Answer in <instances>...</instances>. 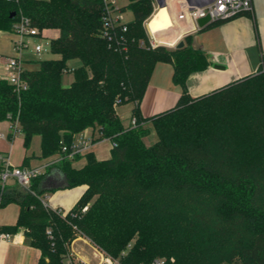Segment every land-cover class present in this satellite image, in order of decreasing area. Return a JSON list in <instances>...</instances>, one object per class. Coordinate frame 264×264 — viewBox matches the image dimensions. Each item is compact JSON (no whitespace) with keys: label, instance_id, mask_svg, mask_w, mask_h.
I'll return each mask as SVG.
<instances>
[{"label":"trees","instance_id":"trees-1","mask_svg":"<svg viewBox=\"0 0 264 264\" xmlns=\"http://www.w3.org/2000/svg\"><path fill=\"white\" fill-rule=\"evenodd\" d=\"M127 8L134 18L121 33L118 25L106 29L102 0H0V30H13L21 15L40 32L58 29L50 50L60 55L26 61L32 66L24 67L21 92L0 77V122L16 125L25 147L39 135L41 158L61 153V187L86 185L64 215L42 203L53 189L45 174L31 181L35 193L0 186L1 207L19 206L16 223L3 229H23L41 251L38 264H65L78 235L122 264L157 257L163 264H264V64L192 97L187 78L209 67V55L193 46L191 34L179 48L148 46L155 0H129L120 7ZM73 60L80 64L66 86L62 75ZM160 61L172 64L183 92L174 106L144 117L139 105ZM128 102L134 127L117 112ZM89 128L116 144L109 158L88 151L86 163L74 167L62 146L69 151ZM152 129L157 138L148 146L143 138Z\"/></svg>","mask_w":264,"mask_h":264},{"label":"crops","instance_id":"crops-1","mask_svg":"<svg viewBox=\"0 0 264 264\" xmlns=\"http://www.w3.org/2000/svg\"><path fill=\"white\" fill-rule=\"evenodd\" d=\"M251 1L252 9L250 11L239 13L232 18L221 20L209 26L206 25L203 28H198L187 33L192 35L193 46L204 50L211 59L209 67L201 71L193 72L187 78V92L190 96L196 97L211 92L239 78L256 73L260 66L264 64V0ZM184 4H186L185 0H166L165 6L169 9V12L171 11L170 17L173 24L176 26H184L186 27L184 30H186L190 28L191 21L188 11L183 6ZM155 8H159L156 2ZM45 31L49 34L51 32H56L53 38H56L59 35L58 29L48 28L41 32V36ZM182 37L179 41L183 40ZM12 40L11 34L0 32L1 78H6L4 75L6 72V58L14 52L12 51ZM176 40L172 41V43ZM28 60H24L25 66H32L31 63L29 64L26 62ZM73 61L75 64L72 65V68L77 67L80 64L77 60ZM171 71L173 74V68L171 69L170 66H164V64L160 62L155 66L150 79L151 81L153 78V82L151 86H148L149 90L147 88L148 92L146 91L147 94L145 93L146 96L143 97L139 105V111L142 116H151L157 112L166 110L177 103L183 89L181 85L173 82ZM73 80L74 74L68 84H63L68 86ZM132 107L133 104L130 108L129 119L127 122H124L123 117L118 113L125 125L130 124ZM4 123L11 126L9 121H1L0 125ZM2 132L5 133L4 131ZM150 132H153L155 142L156 133L154 131ZM5 134V138L0 136V138L5 141V143H0V151L7 152V142L10 137L11 139H14L15 136L11 133ZM80 135H86L93 139V144L88 151L94 152V147L96 145L107 141L109 143L110 152L107 155L101 156H96L95 152L94 154L98 159H106L110 157L112 141L107 138H101V133L98 128L86 129L79 133L77 137ZM85 154L86 153L77 154L75 158L72 159L74 167H76L74 162L81 158H83V162L79 167H82L86 163ZM40 155H36L33 152L31 156H28L25 152L22 163L16 165H40L48 162L57 154L48 158H41ZM25 157L27 158L26 161ZM33 158L38 160H33ZM62 184L63 174L59 170L57 162L51 165L45 173L44 185L47 188L53 189L44 194H48V202L52 207L55 205V207H60L64 211H68L80 198L83 191L86 189V185L80 187V190H74L76 188L61 187ZM13 204L16 205V211L18 214L19 206L16 203ZM17 216L18 215H16V217ZM0 224L4 225L3 223ZM14 235V240L0 243V264H38L41 255L40 249L31 245L27 241L23 229L18 233H14ZM78 259L80 258L78 257ZM82 261H85V259L83 260L82 258Z\"/></svg>","mask_w":264,"mask_h":264},{"label":"built area","instance_id":"built-area-1","mask_svg":"<svg viewBox=\"0 0 264 264\" xmlns=\"http://www.w3.org/2000/svg\"><path fill=\"white\" fill-rule=\"evenodd\" d=\"M205 3L202 5H196L193 3H189L185 0L186 4L183 6L188 11L191 25L190 28L181 32L180 37L173 43H167L155 36V34L148 28V21L146 22V28L149 35V43L148 46L156 47L158 45H167V46H176L179 42V39L186 35L188 32L192 30H196L199 28L197 24V20L199 18L205 17L207 15L210 16L211 22L226 20L236 16L239 13L250 11L252 9V1L251 0H203ZM103 3V20L105 23L106 29L113 28L115 26L120 27V32L127 31V25L124 20V13L120 9V5L117 0H102ZM17 33L20 38L14 40L13 42V50L14 53L12 55L7 56L6 58V79L14 85L15 89L18 92L27 88V82L23 78L22 73L24 71L25 63L22 59V52L24 47L28 46L29 41L27 38L41 36V32L39 29L33 25H31L30 20L21 15L19 19L14 23L13 30ZM122 40V39H121ZM27 42V43H26ZM50 47V40L47 42ZM144 44V42H142ZM46 49L45 45L42 43H37L34 46V53L37 55H41L42 52ZM73 70L72 67H68L64 70ZM136 116L133 115L130 119V126H136ZM14 135L19 132L17 126H13ZM20 133V132H19ZM0 136L5 138V133H0ZM93 144V139L87 137L86 135L76 136L74 142L70 146V150L68 151V147L66 145L62 146V152H67V156L69 159L75 158L77 154L86 153ZM115 142H111V146H115ZM62 158L61 153L52 157L48 162H45L36 166H26V165H15L12 162L11 154L7 151H0V186L2 189L8 187L11 184H17L32 193L30 189L31 181L33 178L45 174L47 169L57 163ZM12 180V181H10ZM42 203L45 207L56 210L59 214L64 215L66 211H64L60 207H52L48 202V194H43L41 196ZM88 206L83 207V211L87 209ZM1 208V205H0ZM50 232L49 230H47ZM83 235H78V238L83 239L87 244H89L93 251L94 257L98 259V261L94 264H122L119 259L110 256L105 253L98 245H96L93 241H91L87 237H82ZM15 239L14 233H11L7 230L3 229V226L0 224V243L9 242ZM124 253V252H123ZM165 262L164 258L157 257L154 258L148 264H163ZM69 264H73L72 261Z\"/></svg>","mask_w":264,"mask_h":264},{"label":"rangeland","instance_id":"rangeland-1","mask_svg":"<svg viewBox=\"0 0 264 264\" xmlns=\"http://www.w3.org/2000/svg\"><path fill=\"white\" fill-rule=\"evenodd\" d=\"M117 2L120 6H126L129 2V0H117ZM155 10H156V8H154L153 13L155 12ZM123 13H124L123 16H124L125 21H130L134 18L132 10H130L128 8ZM0 32H7V33L11 34L13 42H14V40L20 38V36L12 30H0ZM55 33L56 32H51L49 34L45 31L42 36L27 38V41H29V44H28V46L24 47V49H23L22 59H24V60H28V59L33 60L34 59L35 60V59H46V58H59L60 55L52 52L50 50L49 45L47 44V42L51 38H53ZM184 36L185 35H183L182 38H184ZM37 43H42L46 47V49L42 52L41 55H37L33 51L34 46ZM12 45H13V43H12ZM165 46H167V45H165ZM13 47L14 46H12V51H14ZM167 47L168 48H175L176 46H167ZM12 53H14V52H12ZM160 63H163L164 66H170L171 69L173 68V66L170 62L160 61ZM74 64H75V62L71 61L70 67H72V65H74ZM171 74H172V71H171ZM171 74H170V76H171ZM4 75L6 76V72L4 73ZM72 77H73L72 70L65 71L62 75V82L65 84H68L71 81ZM152 82H153V78L150 81L149 86H151ZM154 82H155V79H154ZM148 90H149V87H148ZM148 90H147V92H148ZM147 92H146V94H147ZM146 94H145V96H146ZM132 104H133L132 102H128L125 104H121L117 107L118 113L120 114L121 117H123L124 122H127V120L129 119L130 108H131ZM2 131H4L5 133L14 134L13 127L7 125L6 123L0 125V133ZM151 131H154V130L152 129ZM14 136H15L14 139H11V137H10V139L7 142L8 145H6V150L11 154L13 164L16 165V164L22 163L23 155L25 152L28 154V156H31L33 152L36 155L41 154V142H40V136L39 135H35L32 137L29 147L24 146V143H23L24 138H23L21 133L17 132ZM156 138H157V136H156ZM143 141L148 146L152 145L154 142L153 132L148 133L143 138ZM0 143H5V141L0 138ZM94 152H95L96 156L107 155L110 152L109 143L107 141H104V142L96 145L94 147ZM33 160H38V159L33 158ZM32 162H34V161H32ZM82 162H83V158H81L78 161L76 160L74 162V165L76 167H79L82 165L81 164ZM10 181H12V180H10ZM82 186H84V185H78V186H75L73 188H76L74 190H80L79 188ZM53 206H54V208H56L55 205H53ZM16 215H18V214L16 211V205L15 204L10 203L4 207H1L0 208V223H3L4 225H13L17 221L18 216L16 217ZM75 251L77 252V254ZM104 252L107 253L106 251H104ZM78 257L80 259H78ZM82 258H83V260L85 259V261H82ZM70 261H72L74 264H94L98 261V259L94 257V251H93L92 247L89 244H87L83 239L77 237L69 245V251L66 254V257H64V263L65 264H69ZM219 264H234V263L232 261H228V260L224 259V260L220 261Z\"/></svg>","mask_w":264,"mask_h":264},{"label":"bare ground","instance_id":"bare-ground-1","mask_svg":"<svg viewBox=\"0 0 264 264\" xmlns=\"http://www.w3.org/2000/svg\"><path fill=\"white\" fill-rule=\"evenodd\" d=\"M170 12L166 6H162L157 8L148 19V28L152 30L157 38L167 43H172V41L179 38L181 32L186 28L173 24Z\"/></svg>","mask_w":264,"mask_h":264},{"label":"water","instance_id":"water-1","mask_svg":"<svg viewBox=\"0 0 264 264\" xmlns=\"http://www.w3.org/2000/svg\"><path fill=\"white\" fill-rule=\"evenodd\" d=\"M189 3H193V4H196V5H202L204 4L205 2L203 0H187ZM155 2L157 3V5L159 7H162V6H165L166 5V0H155ZM15 15V13L13 12L11 14V16ZM209 23H211V19H210V16L207 15L205 17H202V18H199L197 20V24L199 26V28H203L204 26L208 25ZM184 45V41L183 40H180L176 47L179 48V47H182Z\"/></svg>","mask_w":264,"mask_h":264}]
</instances>
